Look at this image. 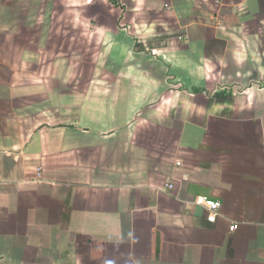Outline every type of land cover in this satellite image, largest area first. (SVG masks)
<instances>
[{
  "label": "crops",
  "instance_id": "crops-1",
  "mask_svg": "<svg viewBox=\"0 0 264 264\" xmlns=\"http://www.w3.org/2000/svg\"><path fill=\"white\" fill-rule=\"evenodd\" d=\"M0 264H264V0H0Z\"/></svg>",
  "mask_w": 264,
  "mask_h": 264
},
{
  "label": "built area",
  "instance_id": "built-area-1",
  "mask_svg": "<svg viewBox=\"0 0 264 264\" xmlns=\"http://www.w3.org/2000/svg\"><path fill=\"white\" fill-rule=\"evenodd\" d=\"M197 202L202 203L208 209V220L212 223L216 222L220 216L221 202L207 197L198 198ZM238 224L232 226V230L238 228Z\"/></svg>",
  "mask_w": 264,
  "mask_h": 264
}]
</instances>
